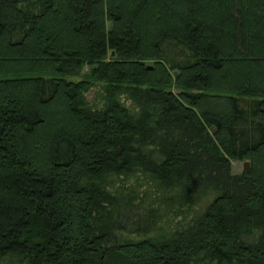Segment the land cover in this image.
I'll list each match as a JSON object with an SVG mask.
<instances>
[{"label": "trees", "instance_id": "trees-1", "mask_svg": "<svg viewBox=\"0 0 264 264\" xmlns=\"http://www.w3.org/2000/svg\"><path fill=\"white\" fill-rule=\"evenodd\" d=\"M136 174L212 200L155 234ZM5 260L264 264V0H0Z\"/></svg>", "mask_w": 264, "mask_h": 264}, {"label": "rangeland", "instance_id": "rangeland-1", "mask_svg": "<svg viewBox=\"0 0 264 264\" xmlns=\"http://www.w3.org/2000/svg\"><path fill=\"white\" fill-rule=\"evenodd\" d=\"M88 71L89 68H83L82 75L88 73ZM68 79L72 81H79L81 80V76ZM85 96L91 106L100 107L102 104L100 84L90 88ZM125 104L126 106H129L130 102L127 101ZM246 162L247 161H232L231 173L240 174L244 170V164ZM122 185L127 189L129 188L131 191H134V195L138 203L143 202L146 207L159 208V221L158 226L155 229V234L164 235L165 237L169 236L181 225L191 222L195 216L201 214L205 210L212 200V197L208 196L200 201V203L196 206H192L190 209L186 206L179 208L177 204L169 202L170 199L167 198V195H165L166 193L156 187L155 183L139 174H136V178H128L126 181H123L122 179H114L113 186L119 187ZM129 238L136 240L138 237L131 235ZM0 264L12 263H10L8 260H5Z\"/></svg>", "mask_w": 264, "mask_h": 264}, {"label": "water", "instance_id": "water-1", "mask_svg": "<svg viewBox=\"0 0 264 264\" xmlns=\"http://www.w3.org/2000/svg\"><path fill=\"white\" fill-rule=\"evenodd\" d=\"M110 28H111V25L109 24V25H108V29L110 30ZM110 57H114V52H111V53H110ZM147 68L150 69V68H152V66H151V65H147ZM173 75H174V77L176 78V77L178 76V72L175 71V72L173 73ZM214 132H215L214 127H211V133H214ZM248 167H249V164L246 162V163L244 164V170H247Z\"/></svg>", "mask_w": 264, "mask_h": 264}]
</instances>
